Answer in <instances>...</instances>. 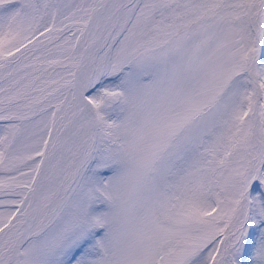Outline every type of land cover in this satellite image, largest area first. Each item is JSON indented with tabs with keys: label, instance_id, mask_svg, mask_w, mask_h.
<instances>
[{
	"label": "snow or ice",
	"instance_id": "6c2138e0",
	"mask_svg": "<svg viewBox=\"0 0 264 264\" xmlns=\"http://www.w3.org/2000/svg\"><path fill=\"white\" fill-rule=\"evenodd\" d=\"M0 264H264V0H0Z\"/></svg>",
	"mask_w": 264,
	"mask_h": 264
}]
</instances>
